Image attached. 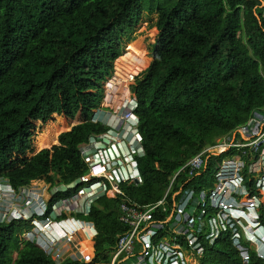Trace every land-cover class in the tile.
Wrapping results in <instances>:
<instances>
[{
  "label": "trees",
  "instance_id": "trees-1",
  "mask_svg": "<svg viewBox=\"0 0 264 264\" xmlns=\"http://www.w3.org/2000/svg\"><path fill=\"white\" fill-rule=\"evenodd\" d=\"M145 13L159 15V34L153 61L136 74L137 64L151 61L155 27L133 33L123 53L124 38ZM143 73L133 86L145 149L137 158L143 185L125 189L140 206L160 201L204 147L264 116L261 1L0 0V179L20 188L49 174L63 184L86 174L79 145L111 129L92 121L102 84L114 74L104 104L122 112ZM218 160L184 187H200ZM186 181L183 172L173 194ZM120 203L108 193L86 218L93 225L83 223L76 232L82 251L91 237L90 263L57 262L30 242L21 246L30 223L18 220L0 223V264H108L128 229L119 221ZM239 254L224 235L207 246L201 263L242 264ZM249 264L264 261L252 251Z\"/></svg>",
  "mask_w": 264,
  "mask_h": 264
},
{
  "label": "built area",
  "instance_id": "built-area-1",
  "mask_svg": "<svg viewBox=\"0 0 264 264\" xmlns=\"http://www.w3.org/2000/svg\"><path fill=\"white\" fill-rule=\"evenodd\" d=\"M136 103L131 96L122 112L104 104L95 110L92 121L111 129L79 145L87 173L75 181L51 182L49 174L16 188L1 178L0 223H30L21 246L30 242L57 262L72 258L90 263L92 257L81 250L76 232L90 223L86 218L93 207L111 193L121 202L119 221L128 229L118 237L108 264H191L224 235L240 252L242 264H249L252 251L264 261V116L252 117L204 147L174 176L160 201L140 206L125 191L143 185L137 158L145 156V149ZM215 157L214 185L185 188ZM183 172L187 181L173 194Z\"/></svg>",
  "mask_w": 264,
  "mask_h": 264
},
{
  "label": "rangeland",
  "instance_id": "rangeland-1",
  "mask_svg": "<svg viewBox=\"0 0 264 264\" xmlns=\"http://www.w3.org/2000/svg\"><path fill=\"white\" fill-rule=\"evenodd\" d=\"M149 18V19H148ZM148 19V20H147ZM158 20H159V15H158V18H157V20H156V18H154L153 16H152V14H149V13H145L144 15H143V18H142V20H141V23L134 29V30H132L131 32H129L126 36H125V38H124V45H123V53L125 52V46L127 45V43H128V40L130 39V36L134 33H136V32H138V31H142L143 30V26L144 25H148V28H151V27H155V30H156V33H155V36H154V43H153V45L151 46V51H150V54H151V61H149V62H147V63H145V65L143 66V68H142V66H140V65H136L135 66V68H136V70H137V72H136V74L139 72V71H141V70H145L146 68H148V66L151 64V62H152V58H153V49H154V45H155V42H156V40H157V37H158V34H159V31H158ZM133 36V35H132ZM135 36V35H134ZM134 38V37H133ZM123 62L122 61H120L119 62V64L120 65H123V66H125V68L127 69V64L125 65V64H122ZM124 68V69H125ZM148 70V69H147ZM146 70V71H147ZM115 74V73H114ZM114 74L110 77V78H113L114 77ZM136 74H135V77H136ZM118 75H120V74H118ZM123 75V74H122ZM122 75H120V77H121V79L123 80V76ZM143 77H144V73L140 76V77H138V78H136L135 79V81H134V83H133V85L132 86H130L129 84H127L126 82H125V80H123L128 86H130V88H131V96L133 97V96H135V94H134V92H133V86L139 81V80H143ZM109 78V79H110ZM109 79H108V81L106 82V83H103L102 85H103V88H104V92H103V94H102V100H101V102H100V104H99V106H98V109H100V108H104L103 107V104L104 103H107L106 102V99H107V84L109 83ZM104 106H107L106 104H104ZM113 108V107H112ZM112 108H108V107H106V111H113L112 110ZM114 111H116L117 112V110H115V108H114ZM104 114H107L106 112H103ZM102 112L100 113V115L101 116H103L102 114H103ZM215 165H213L212 166V173H211V175H209L207 178H204L203 179V182H202V184L204 185V187H206V188H211L212 187V185H214V182H215V180H214V176H215ZM27 231V229H23L20 233H21V235L23 234V233H25ZM90 231V230H89ZM92 231V230H91ZM90 231V232H91ZM93 233V232H92ZM93 236V235H92ZM91 238V237H90ZM89 238V239H90ZM88 239V240H89ZM88 240H87V242H88ZM157 240H159V239H157ZM161 241V240H160ZM87 242L85 243V240L83 241V244H84V248H85V252H88L89 250L87 249V247H86V245H87ZM13 258L14 259H16L17 258V253H14L13 254ZM193 263H191V264H202L201 263V260L200 259H196V260H193L192 261Z\"/></svg>",
  "mask_w": 264,
  "mask_h": 264
},
{
  "label": "water",
  "instance_id": "water-1",
  "mask_svg": "<svg viewBox=\"0 0 264 264\" xmlns=\"http://www.w3.org/2000/svg\"><path fill=\"white\" fill-rule=\"evenodd\" d=\"M152 61H153V58H152ZM135 99H136V101H137V98H136V96H135Z\"/></svg>",
  "mask_w": 264,
  "mask_h": 264
},
{
  "label": "bare ground",
  "instance_id": "bare-ground-1",
  "mask_svg": "<svg viewBox=\"0 0 264 264\" xmlns=\"http://www.w3.org/2000/svg\"><path fill=\"white\" fill-rule=\"evenodd\" d=\"M129 104V103H128ZM128 106V105H127ZM127 106H125V109L127 108ZM89 253V252H88Z\"/></svg>",
  "mask_w": 264,
  "mask_h": 264
},
{
  "label": "crops",
  "instance_id": "crops-1",
  "mask_svg": "<svg viewBox=\"0 0 264 264\" xmlns=\"http://www.w3.org/2000/svg\"><path fill=\"white\" fill-rule=\"evenodd\" d=\"M257 255V254H256ZM258 257V256H257Z\"/></svg>",
  "mask_w": 264,
  "mask_h": 264
}]
</instances>
